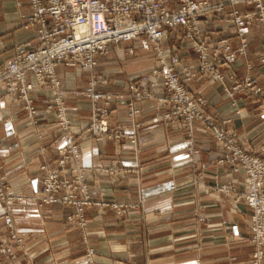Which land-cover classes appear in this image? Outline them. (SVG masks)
<instances>
[{"label":"crops","instance_id":"0c3cea01","mask_svg":"<svg viewBox=\"0 0 264 264\" xmlns=\"http://www.w3.org/2000/svg\"><path fill=\"white\" fill-rule=\"evenodd\" d=\"M238 7L246 11L248 6ZM29 12V0H0L1 60L9 59L20 43L38 44L36 31L23 27L22 15ZM222 16L214 14L204 21L201 37L215 41L229 36L237 46L235 29L224 23ZM246 33L249 55L234 66L244 74L245 63L251 60L253 71L259 74L263 68L255 51L263 43V26L257 22L247 27ZM179 47L182 63L196 66L198 55L193 40L188 39ZM113 56L108 52L98 54L95 73L103 74L110 82L98 88L123 95L111 102L110 125L130 130L134 122L140 123L137 146L128 139L115 141L81 135L90 124L91 102L78 89L86 86L91 73L64 64L56 67L66 89L72 131L79 138L81 163L86 168L85 177L94 201L86 208L85 226L68 223L67 217L75 211L74 207L39 206L35 198L42 185L40 165L54 160L56 152L51 144L62 135L55 113L46 110L49 89L30 92L37 107L33 113L24 101L7 94L5 87L0 86L3 173L11 194L23 198L11 207L15 229L26 233L23 249L15 247L17 258L3 260L1 264H89V248L94 249L95 264H264V256L258 261L254 257L256 244L251 238L249 206L244 199L236 200V191L220 189L224 183L233 184L240 192L246 189L243 172H233L230 165L220 160L223 143L197 122L192 137L198 152H192L187 129L180 121L167 123L160 117L169 105L158 99L135 101L133 106L139 112L131 117L130 83L138 81V73L150 64L134 58L127 73L114 69L112 74H106L103 65L110 64ZM189 83L195 93L208 99L209 111L221 126L223 118H230L225 126L249 139L250 151L264 145V110L258 108L257 98L242 100L237 105L240 113H236L237 106L232 105L222 84L203 75ZM260 83L264 87V77ZM148 88L157 96L164 94L158 83H151ZM116 203L136 207L123 213L113 206ZM4 204L0 200V216ZM7 227L0 220L3 237L7 236Z\"/></svg>","mask_w":264,"mask_h":264},{"label":"built area","instance_id":"2783aa9c","mask_svg":"<svg viewBox=\"0 0 264 264\" xmlns=\"http://www.w3.org/2000/svg\"><path fill=\"white\" fill-rule=\"evenodd\" d=\"M29 1L31 12L27 17L25 16L24 25L27 29L36 28L38 44L35 47L28 44L18 45L12 59L0 63V86H4L10 95L18 94L26 101L33 113L36 108L32 105L33 99L30 97V92L48 85L51 91V104L48 109L57 106L59 123L62 127L68 128L67 108L64 104V93L56 67L65 63L92 71L97 64L96 56L107 53L112 44L135 41L145 35L151 40L160 56L159 63L152 69L151 74L157 79L156 81H164L169 91L167 96L162 97V102L167 101L173 106L172 111L166 113L165 117L184 116L190 133L194 131L193 120L201 119L205 126L213 130L217 138L223 142L225 137L223 128L219 127L207 114V101L204 98L193 97L181 84L180 74L189 75L191 72L188 67L181 72L178 69L179 55L172 54L170 51L167 53L163 48L166 29L176 31L185 28L186 30L180 37L193 40V47L200 55L201 71L208 73V76L212 75L214 80L223 81V70L219 67L224 62L233 61L236 57L247 53V37L244 31H240L241 44L237 48L232 47L229 40L223 37L215 41L202 38L204 19L211 18L214 14L221 17L223 7L227 3H243L255 5L256 10L243 15L235 9L229 21L241 28L251 24L257 17L261 18L264 23V0H219L217 3H210L209 0ZM197 37L200 38L197 39ZM259 58L264 64V51L260 53ZM248 66L251 67V64ZM249 81L251 83L249 85L252 86L254 82L251 79ZM95 85L96 81L92 79L88 89V93L94 98V118L91 128L101 137L115 133V136L120 138L124 132L111 129L108 120L100 117V114L107 115L108 110L97 104L98 100L105 96L96 90ZM255 93L258 94L259 89L255 90ZM136 97H144V94L137 92ZM108 101L106 99V102ZM136 131L135 128L127 131L134 142L137 140ZM231 145H234L233 142ZM56 147L60 154L59 167L44 168L46 174L43 178L42 192L35 198L38 202L40 200L39 206L45 203L73 205L76 210L75 216L70 217L71 222L77 221L84 226L86 225L85 207L91 199L84 177V167L80 163L78 143L76 138L68 133L65 134L63 141L56 140ZM235 152V157L243 155L239 149ZM68 160L75 161L71 170L66 165ZM248 165V183L250 184L247 193L248 204L254 209L252 222L256 231V241L259 246H264V157L257 155ZM1 170L0 161V187L5 184ZM71 171L75 173V177H70ZM122 204L116 203L115 206L121 207ZM12 212L11 203H5L3 213L5 215L2 221L9 227L11 226L14 241L21 244L24 233L20 236L13 227ZM93 253L94 249L89 248L87 253L89 264H95ZM3 254L11 258L16 255L13 246L8 243L0 249V264ZM256 254L257 259H260L263 254L262 248H259Z\"/></svg>","mask_w":264,"mask_h":264},{"label":"rangeland","instance_id":"374dc122","mask_svg":"<svg viewBox=\"0 0 264 264\" xmlns=\"http://www.w3.org/2000/svg\"><path fill=\"white\" fill-rule=\"evenodd\" d=\"M210 1V0H209ZM219 0H217L216 2H212L210 1V3H217ZM30 3V1H29ZM240 4H243V3H237V4H231V3H227L225 5V7H223V22L224 23H227L228 25H230L231 27H234L235 29V32H236V40H237V46H234L232 40H231V37L229 36H223V39H228L231 46L234 47V48H237L240 44H241V34H240V31H244L245 32V35L247 37V33H246V28L249 27V26H252L253 24L257 23V22H260L263 26V43L261 45V47H259L256 51H255V54H256V57H257V60L260 64V68H263L262 70H260L259 74L255 73L253 70H254V63H251L252 61L249 60V61H246L248 63H245V68H246V71L243 73H239L238 72V68L235 67V63L239 60V59H242L243 57H246L249 55V47H250V41L247 37V42H248V46H247V53L245 55H240L238 57H236L233 61H228V62H224L223 65H221L219 68L221 69V67L223 66L225 69H222L223 70V81H217V80H214L212 78V75H209L208 76V73L206 74L205 72H202L201 69H200V55L199 53L195 50L194 48V52L198 55V62L196 64V66H191V65H186V64H183L182 61H181V48L179 47L180 45H182L184 43V41L188 40L186 37H183L181 38L180 35L183 34L184 30H186L185 28H182V29H178V30H174V29H166V34H165V38H164V44H163V48L166 49V52L168 53L170 51V53L172 54H178L179 57H180V65H178V69H180V71L182 72L183 69L185 67H188V69L190 70V74H180L181 76V84H183V86L187 89V91L195 98H201V99H205L208 103L207 105V114L214 119V122L221 128H223V135L225 136L224 139H223V156L222 158L220 159L221 161H223L224 164H227V165H230L231 166V170L235 173H238L240 171L243 172L244 176H245V179H246V189L244 192H240L239 190L237 191L236 188L233 186V184H230V183H227V184H223V187H220L221 190L223 191H236L237 192V196H236V200H240V199H244V201L246 202V204L249 206L251 212H250V217H249V227H250V230H251V238L253 240V242L256 244V250L254 252V257L255 259L258 261L257 259V251L259 250V248H262V251H263V254L262 256L260 257V259L264 256V246H259V244L257 243L256 241V231H255V228H254V224L252 222V217H253V213H254V209H252L250 207V205L248 204V198H247V193H248V189H249V172H248V163L251 162V159L253 157H256L257 155H262V157H264V145L260 146L259 148H257V150L255 151H250V148H249V145H250V141L249 139L247 138H241V136H239L234 130L230 129V128H227L225 126L226 123H229L231 121L230 118H223V126H221V124L217 121V118L214 114H212L210 111H209V102H208V99L201 95V94H198V93H195L192 89H191V86H190V83L189 81L194 79V78H197L198 75H203V76H206V77H209L211 80H213L214 82H217V83H220L223 85V91L224 93L226 94V96L232 101V105H235L237 106L242 100H245L246 98L248 99H252V98H257V101H258V108L261 109V110H264V103H263V99H264V87L263 85H261L260 83V78L264 77V64L263 62H261L260 58H259V55L260 53H263L264 51V23L261 21V18L257 17L256 19H254V21L249 24V25H246L245 27H239L237 24H235L234 22H231L229 21V17L232 13V11H234L235 9L238 10V12L240 14H243L245 15L246 13L248 12H251V11H255L256 10V7L255 5H247V10L246 11H242L238 5ZM246 5V4H244ZM30 12H31V5H30ZM30 12L28 14H23L22 15V19L24 21L23 23V27L24 29L26 30H34L36 31V28L35 27H32V28H25V22H26V18L25 16L27 17ZM259 16V15H258ZM209 19V18H208ZM208 19H204V21L208 20ZM203 21V22H204ZM174 31V32H173ZM173 33V34H172ZM36 34H37V31H36ZM37 36V35H36ZM170 36H172V38H170ZM200 37H197V39H199ZM38 40V39H37ZM171 40V41H170ZM168 41L169 44H170V48H168ZM28 44L29 46L31 47H35V46H32L31 43L27 42V43H20L18 45H26ZM180 44V45H179ZM16 45L14 47V50H13V53H12V56L7 59V60H1L0 58V63H4V62H7L9 61L10 59H12L13 55H14V52L16 50V47L18 46ZM114 47L110 46V50L108 51V53H112L114 56L113 58V61H111L110 64H107V65H103V71H105L106 74H112V70L114 69H118V70H122L124 71V73H127L129 67L131 66L130 64V61H134V58H141L143 59V63H149L150 64V67L143 70L142 72H139L138 73V81H131L130 83V90H131V93L129 95V104L131 106L130 108V116L131 117H134L138 112H139V109L135 108L133 106L134 102L135 101H142V100H150V99H158L159 101H163L162 100V97L164 96H167L169 94V91L167 90L166 86L164 85V81H156L157 79L155 77L152 76L151 74V71L152 69L159 63V60H160V56L157 54V50L153 47V43L151 42V40H149L145 35H143L141 38H139L138 40H135V41H128V42H122V43H119V44H112ZM37 46V44H36ZM184 47V46H183ZM105 54V53H104ZM96 60H97V64L95 66V68L91 71V70H86V69H83L81 67H78V66H69L65 63H62L64 65H66L67 67H71V68H79V69H82L84 71H88L91 73L88 81H87V84L86 86L79 90L78 89V93H81L84 97L88 98L89 101L91 102V117H90V124L85 127L83 130H82V133L81 135H92L93 137H96L98 139H103L105 137H108V138H112L114 139L115 141H123L125 139H128L130 141L131 144H133L134 146H137V143H138V133H137V140L134 142L133 139H131L129 137V135L127 134V131L126 129H123V128H116V127H112L110 125V116L112 115V110H111V102L112 101H115V100H119L123 97V95H121L120 93H114V92H111V91H105V90H100L99 85H107L109 82L108 80V77H105L103 74H97L95 73V69L96 67L98 66V55L96 56ZM170 61V59H168ZM248 64H251V67L248 66ZM60 65V64H59ZM57 73V72H56ZM58 75V74H57ZM59 77V75H58ZM60 78V77H59ZM92 79H95L96 81V85H95V88L97 91L99 92H102L103 95L105 96L104 98L101 97L97 104L103 108H106L108 110V113L107 115H104V114H100V117L103 118L105 117L107 120H108V124L110 126L111 129H114L115 131H122L124 133H122V137L120 138H117L115 136V133H111L109 134L108 136H104V137H101L99 135L96 134V132L93 130V128H91V125H93V118H94V113H93V100L94 98L92 97V95H90L88 93V89L90 88L91 86V83H92ZM254 82V84L252 86H250L249 84L250 83V80ZM32 80L34 81V83H36V81L34 80V78H32ZM61 80V89L63 90V93H64V104L66 106V108H68V105H67V101H66V89L64 88L63 86V83H62V79L60 78ZM151 83H158L160 84L163 89H164V94L161 95V96H157L155 95L154 91H152L151 89L148 88V86L151 84ZM256 87V88H255ZM49 89L50 91V88L49 86L47 85L46 87H42V89ZM6 89V88H5ZM259 89V93L256 94L255 93V90H258ZM7 92V90H6ZM76 92H77V89H76ZM137 92H140L142 94H144V97H141V98H138L136 97V94ZM7 94H9L7 92ZM10 95V94H9ZM109 95V96H108ZM11 96H16L18 97L19 99H21L22 101H24V99H22L18 94L16 95H11ZM31 97V95H30ZM32 98V97H31ZM33 99V98H32ZM106 99L109 100L108 102H106ZM165 100V99H164ZM25 102V107L29 110H30V107L27 106V103L26 101ZM169 105V109L165 112H162L160 114V117L166 121L167 123L169 122H172V121H180L182 123V125L187 129V133L190 137L189 139V149L194 152V153H197L198 152V149L197 147L195 146V144L193 143V133H190L189 130H188V127H187V120L184 116H179V117H175V116H171V117H165V114L168 113V112H171L172 111V105L170 103H168L167 101L165 102ZM49 104H51V91H50V98H49V102L48 104L46 105V110L47 111H51V112H54L56 117H57V125L61 128L62 130V135L60 138H55L53 141H52V144L54 149H55V152H56V157L54 158V160L52 162H48V161H45L43 162L41 165H40V170L42 171L43 175H42V178H41V190L38 194V196L40 195V193L42 192V188H43V178L45 177V174H46V171H45V167L49 168V169H55L57 167H59V161H60V154L59 152L57 151V147H56V140L58 141H63L64 140V137H65V134H72L75 138H76V141L78 143V146H79V138L78 136H76L73 131H72V119L68 113V109L66 110V117L67 119L69 120V125H68V128H64L62 127V124L60 125L59 123V117H58V114H57V106L51 108V109H48V106ZM32 105H34V102H32ZM35 106V105H34ZM36 108V111L34 113L37 112V107L35 106ZM32 112V111H31ZM236 113H240V108H238L237 106V109L235 110ZM197 122H201L202 125L207 128L204 124V122L201 120V119H197L195 118L193 120V124L195 126V123ZM140 123L138 122H134V124L132 125L133 128L139 129L140 127ZM132 128V129H133ZM194 128V127H193ZM210 129V128H208ZM131 130V129H130ZM211 130V129H210ZM136 131V132H137ZM213 132V135L215 136V138L217 140H219L217 138V136L215 135V132L213 130H211ZM95 132V133H94ZM220 141V140H219ZM233 142V146L231 145V143ZM192 144V146H191ZM239 149L240 151L243 152V155L242 156H238V157H235L236 155V150ZM44 147H42L41 151H44ZM79 151H80V146H79ZM80 163H81V151H80ZM0 161L2 163V170H1V175L3 176V179L5 180V184L4 186L0 187V200H2L4 203L8 204V203H11V206H12V203L15 202V201H20L22 200L23 198L22 197H19V195H14V194H11L10 192V184L8 182V180L6 179L4 173H3V169H4V164H3V160L0 156ZM82 164V163H81ZM67 165V168L68 169H72L75 165V161L74 160H68V162L66 163ZM83 166V164H82ZM84 167V166H83ZM83 172H84V177H85V170L86 168L84 167L83 168ZM102 170L106 171L105 168H102ZM72 176L75 177V173L73 171H71V175L70 177L72 178ZM86 179V177H85ZM86 184L88 185V192H89V195H90V203L88 205H86L85 207V213H86V208L89 206V205H92L93 204V200H92V195H91V189H90V186L86 180ZM81 193V192H79ZM4 199V200H3ZM6 200V201H5ZM40 202V200H39ZM38 202V203H39ZM46 204H64V203H45L43 205H46ZM42 205V206H43ZM64 205H69V206H72L71 204H64ZM113 206L115 207V204H113ZM131 206V205H130ZM128 204H125L123 203L121 207H118L120 208V211H122L123 213L129 209V208H134V206L136 207V205L130 207ZM13 208V207H12ZM74 210H76L74 208ZM13 211V210H12ZM75 212V211H74ZM71 213L68 215L67 217V220H68V223H71V224H78L80 226H82L79 222H71V219L70 217H74L75 216V213ZM84 213V214H85ZM4 215H1L0 216V220H4ZM12 218H13V223H14V217H13V213L11 214ZM85 220H86V217L84 216ZM86 224H87V220H86ZM7 225V224H6ZM8 226V225H7ZM85 226V225H84ZM13 227H14V224H13ZM15 228V227H14ZM8 229V232H7V236H2L1 233H0V249H2V247L6 246V243L10 244L13 246V249L15 251V247L16 246H20L22 249H23V246H24V243H25V238H26V233L25 232H21V231H18L16 229V231L20 234V236H22V239L21 240V244L20 242H15L14 241V238L12 237L13 235V229L11 228V226L7 227ZM89 250V249H88ZM24 253L23 255H26L27 252H25V250H23ZM88 253V251H87ZM86 253V255H87ZM15 256L14 258H11L9 257L8 255H5L3 254L2 255V261L3 260H13L15 258H17L18 254H17V251H15Z\"/></svg>","mask_w":264,"mask_h":264}]
</instances>
